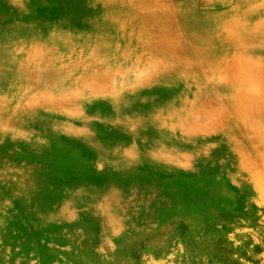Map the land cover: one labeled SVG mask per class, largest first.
<instances>
[{
  "label": "rangeland",
  "instance_id": "rangeland-1",
  "mask_svg": "<svg viewBox=\"0 0 264 264\" xmlns=\"http://www.w3.org/2000/svg\"><path fill=\"white\" fill-rule=\"evenodd\" d=\"M0 264H264V0H0Z\"/></svg>",
  "mask_w": 264,
  "mask_h": 264
},
{
  "label": "bare ground",
  "instance_id": "bare-ground-1",
  "mask_svg": "<svg viewBox=\"0 0 264 264\" xmlns=\"http://www.w3.org/2000/svg\"><path fill=\"white\" fill-rule=\"evenodd\" d=\"M140 10V9H139ZM138 11V10H137ZM248 122L250 123V121L248 120ZM256 129L259 130V127L256 126Z\"/></svg>",
  "mask_w": 264,
  "mask_h": 264
}]
</instances>
